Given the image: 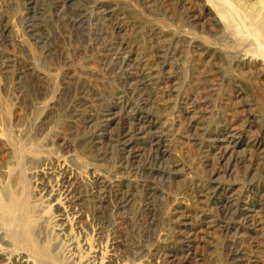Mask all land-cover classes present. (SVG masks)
<instances>
[{"label": "rangeland", "instance_id": "obj_1", "mask_svg": "<svg viewBox=\"0 0 264 264\" xmlns=\"http://www.w3.org/2000/svg\"><path fill=\"white\" fill-rule=\"evenodd\" d=\"M231 31L207 0H0V194L17 198V247L63 259L29 173L59 157L104 264H264V60ZM52 179L39 175L48 193Z\"/></svg>", "mask_w": 264, "mask_h": 264}, {"label": "bare ground", "instance_id": "obj_2", "mask_svg": "<svg viewBox=\"0 0 264 264\" xmlns=\"http://www.w3.org/2000/svg\"><path fill=\"white\" fill-rule=\"evenodd\" d=\"M207 1L210 7L216 12L217 17L220 18L221 22H223L225 26H228L230 31L232 29L233 33L235 32L237 33V35L238 34L241 35L243 39L246 38L248 41L246 39L245 40L249 42L250 45H254L257 49V53H255V56L264 60V29L260 28L258 24L259 19L264 20V13H263L264 0H207ZM252 11L255 12L253 13ZM3 129H4V125L1 121L0 131L2 132ZM45 159L47 160L48 158ZM30 167L31 169L30 168L28 169H30L29 173H31V183H32L31 189L33 194L32 195L33 204L35 205V207H40V208L43 207L44 210L45 209L47 210V212L44 213L45 218L43 217L44 219L43 223H45V228L51 234L52 236L51 239L57 241L56 244H58L60 254L63 257V259H59L60 261L57 260L56 263L57 264H104L106 259L110 258L112 254L110 252V248L108 247L107 244L104 245L98 239H94L91 233L86 232L83 229V227L78 224V221L75 220L77 216V212L72 211L69 209V207H67L69 196L67 195L68 193L64 191L63 187H61L60 183L58 182L59 178L57 176L60 171L62 172L66 168L62 159L56 157L54 162L51 161V163H45L44 165H40V166L31 164ZM44 173L51 175L53 178L50 183L49 193L46 192L43 187H41V181L39 180V175ZM7 184H11V183H7ZM0 195H1L0 199L2 200L1 203H3L4 205L2 206V208H4L3 210L4 213L2 212L0 214V264H41L40 262H38L39 260L35 257L36 253L33 254L28 248L25 249L23 247H17L16 246L17 241L15 242L13 238L16 234L14 233L15 235L13 236L11 235L13 231L9 233L6 230V227L8 229V227L12 224V220H11L12 218H10V216L12 217L11 215L12 212H17L16 210L13 211L14 210L13 202L17 198L15 197V200L13 201L11 199L12 197H10L12 195L9 196L5 192L1 193ZM19 200H21V196ZM35 207L33 206V208ZM33 213L34 212L32 209L30 210V212L28 211V218H27L29 219L27 222L28 229L26 228L25 229L29 231L28 240H30L31 243L34 244L35 241L37 242V240H35V237L32 235L34 233L33 229L35 228L34 226L36 222L38 223L41 220L37 221L38 216L33 215ZM39 215L41 217L43 216L42 214ZM34 216L36 217V219ZM45 244L46 245L39 244L38 251L41 254L43 253L44 255H48L52 249L50 250L49 248L50 246L48 247V244L47 243ZM29 246L31 245L29 244Z\"/></svg>", "mask_w": 264, "mask_h": 264}]
</instances>
